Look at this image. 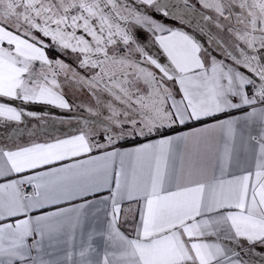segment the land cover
Returning a JSON list of instances; mask_svg holds the SVG:
<instances>
[{"label":"snow or ice","instance_id":"snow-or-ice-1","mask_svg":"<svg viewBox=\"0 0 264 264\" xmlns=\"http://www.w3.org/2000/svg\"><path fill=\"white\" fill-rule=\"evenodd\" d=\"M0 128V264H264V0H0Z\"/></svg>","mask_w":264,"mask_h":264},{"label":"crops","instance_id":"crops-1","mask_svg":"<svg viewBox=\"0 0 264 264\" xmlns=\"http://www.w3.org/2000/svg\"><path fill=\"white\" fill-rule=\"evenodd\" d=\"M153 54L154 55H159L158 45L153 48ZM160 59L161 60H164V57L163 56H160ZM54 111L59 116L65 115L64 113L61 112V110H54ZM254 134H255V132H254ZM4 135H6V133L4 132V129L3 128H0V138H2ZM129 208H130V205L128 203H124L122 205V211H124V212H129ZM134 212H135V205H131V211L129 212V215H131ZM121 222H123V217L121 218ZM96 243H97L98 246L103 247L102 241L97 240ZM58 255H60V254H58Z\"/></svg>","mask_w":264,"mask_h":264}]
</instances>
